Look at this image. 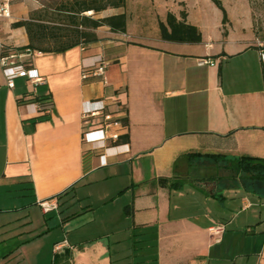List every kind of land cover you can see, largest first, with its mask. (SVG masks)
Listing matches in <instances>:
<instances>
[{
    "label": "crops",
    "instance_id": "0c3cea01",
    "mask_svg": "<svg viewBox=\"0 0 264 264\" xmlns=\"http://www.w3.org/2000/svg\"><path fill=\"white\" fill-rule=\"evenodd\" d=\"M167 12L180 19L179 8L166 0H126L99 12L124 13V32L98 26L92 29L95 41L61 52L14 50L28 44L26 30L12 26L19 20L13 5L9 16H0V243L16 237L20 253L18 259L0 255V264H151L139 257L150 251L156 264H209L211 252L219 257L227 248L224 187L245 182L231 180V170L206 155L264 158L259 46L243 34L222 35L205 9L198 17L185 10L200 42L164 40L159 22ZM3 49L36 68L43 82L15 77L9 86ZM98 59L106 61V81L83 79V66ZM44 96L52 99L44 104L49 116L32 122L43 114L39 104L19 100ZM95 111L86 122L84 115ZM104 113L111 115L107 131L117 140L85 142L84 132L98 128ZM125 134L127 141L121 140ZM158 177L171 184L160 185ZM93 185L99 205L120 201L115 214L123 225L115 230H125V238L83 243L75 236L79 222L71 227L70 221L92 209L80 201L90 198ZM44 199L56 200L57 208L44 212ZM240 203L250 205L243 197ZM31 211L44 219L40 230ZM53 214L61 232L48 240L47 256L40 259L33 254L43 248L45 217ZM213 225L223 231L212 234ZM257 253L255 264H264V249Z\"/></svg>",
    "mask_w": 264,
    "mask_h": 264
},
{
    "label": "rangeland",
    "instance_id": "374dc122",
    "mask_svg": "<svg viewBox=\"0 0 264 264\" xmlns=\"http://www.w3.org/2000/svg\"><path fill=\"white\" fill-rule=\"evenodd\" d=\"M59 1L61 0H10V4L14 6L15 17L20 20L24 17L27 18L29 12L38 8L41 3L50 5ZM132 1L129 0L130 3ZM215 1L220 2L226 10L225 20H222V13ZM166 2L170 7L179 8V16L181 11L185 12L189 8L192 15L198 17V10L205 9L207 15L215 23H220L219 28L222 35H227L229 32L243 34L254 43L264 46V0H166ZM85 14L94 18L103 16V13L92 11ZM260 184L257 182V186L252 187L247 182L233 183L230 181L224 187V200H226L227 206L223 211L226 213L223 221L227 224V234L223 246L225 247L227 244V248L220 250L222 255L219 256L220 258L217 257L216 251L215 253L211 252L209 264H255L257 262V252L264 249V186H260ZM97 189L98 187L94 185L88 188L87 190L91 193L90 198L80 201L84 207H88L87 204L90 203L92 209L86 210L77 220L70 221L71 227H76L75 223L79 222V227L73 229L77 230L75 236L80 237L83 243H90L95 240L94 238L101 239L104 243L113 242L116 238H125L126 234L123 233L125 230L121 232L115 230L123 225L122 220L115 214V208L121 205L120 201L105 207L99 205ZM242 197L249 202L248 208H242L240 203ZM61 214H63L62 217L67 215L64 212ZM30 215L32 222L40 230L41 226L38 224L42 220L44 222L43 217L38 211H31ZM55 216L53 214L45 217L47 224H43V226H45L44 230L49 227V235L41 239L40 244L43 245V248H39L38 254H36L37 250L33 254L40 256V259H45L47 256L46 246L49 239L54 234L61 232L60 229H56V223L53 221ZM20 225H26L25 221L22 220ZM15 238H8L0 243V255L9 254L12 259L19 258L20 253Z\"/></svg>",
    "mask_w": 264,
    "mask_h": 264
},
{
    "label": "trees",
    "instance_id": "16d2710c",
    "mask_svg": "<svg viewBox=\"0 0 264 264\" xmlns=\"http://www.w3.org/2000/svg\"><path fill=\"white\" fill-rule=\"evenodd\" d=\"M126 0H61L53 4H44L29 12L27 18L20 19L12 23L13 27L23 26L28 36V44L14 50H37L42 52H61L81 43L95 41L96 35L92 29L106 25L112 31L124 32L126 27V17L124 13L94 18L85 14L88 11L99 13L109 7H123ZM216 6L222 13V20H225L226 10L220 2L215 1ZM186 12H180L178 19L172 12H167L165 21L159 22L160 36L164 40L175 42L198 43L201 41L200 30L185 21ZM12 50L3 49L1 55H6ZM262 69V67H261ZM264 74V71H262ZM84 77L83 79L88 78ZM37 102L43 114L32 118V122H37L48 118L49 112L44 104L51 105L50 96L20 99L24 101ZM43 100H45L43 102ZM123 123L126 124V118ZM121 140H128L125 134ZM215 161L223 162L225 167L231 170V180H241L247 184L264 183V158L250 155H221L207 154ZM160 185L171 184V178L158 177ZM255 186V187H256ZM139 257L148 259L151 264H156V252L139 254ZM145 259V260H146ZM139 263V262H137Z\"/></svg>",
    "mask_w": 264,
    "mask_h": 264
},
{
    "label": "built area",
    "instance_id": "2783aa9c",
    "mask_svg": "<svg viewBox=\"0 0 264 264\" xmlns=\"http://www.w3.org/2000/svg\"><path fill=\"white\" fill-rule=\"evenodd\" d=\"M10 15V0H0V16H9ZM259 46V60L261 62L262 71H264V46L258 44ZM17 56L16 53L10 52L3 57H1V64L3 67V72L6 78V82L9 86L13 84V80L15 77H26L29 79L32 84L37 85L43 82V77L38 73L36 68L26 67L21 63H18L14 60ZM207 62V61H204ZM105 68L106 61L103 59H98L96 62L83 66L82 69V77L87 76H100L103 82L106 81L105 77ZM99 113L98 111L91 112L89 114H85L84 118L86 122L87 119L91 117V115H95ZM112 123V118L109 113L103 114V120L100 123L98 128L86 130L83 134V140L85 142L95 143L99 141H105L106 139H110L115 142L118 138L117 133H108L107 129ZM98 134L96 138L93 137V134ZM39 205L41 206L44 212L53 210L57 208V202L54 199H44L39 201ZM210 232L214 235H218L223 231V227L219 225H213L209 228Z\"/></svg>",
    "mask_w": 264,
    "mask_h": 264
}]
</instances>
